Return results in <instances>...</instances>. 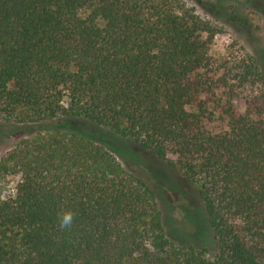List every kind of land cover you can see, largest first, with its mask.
I'll return each instance as SVG.
<instances>
[{
  "label": "trees",
  "instance_id": "1",
  "mask_svg": "<svg viewBox=\"0 0 264 264\" xmlns=\"http://www.w3.org/2000/svg\"><path fill=\"white\" fill-rule=\"evenodd\" d=\"M221 33L183 0H0V264H264V66ZM120 140L195 186L211 244L167 233Z\"/></svg>",
  "mask_w": 264,
  "mask_h": 264
},
{
  "label": "rangeland",
  "instance_id": "2",
  "mask_svg": "<svg viewBox=\"0 0 264 264\" xmlns=\"http://www.w3.org/2000/svg\"><path fill=\"white\" fill-rule=\"evenodd\" d=\"M183 1L193 7L198 15L222 28V33L214 39L213 54L222 53L232 46L241 55L249 54L264 66V0H253L252 3L227 0L224 4L226 11L219 12L221 15H215L216 11L211 7L206 8L201 1ZM23 137V134L3 137L0 141V158ZM101 137L107 139L105 135ZM110 141L113 140H107ZM117 145L122 151V157L118 158L120 163L150 184L156 192L167 233H192L194 239L191 240L200 245L211 244V233L203 224L205 216L195 186L166 162L141 150L137 145L122 140ZM18 181L19 176H2L0 187L3 188V199L13 194Z\"/></svg>",
  "mask_w": 264,
  "mask_h": 264
},
{
  "label": "clouds",
  "instance_id": "3",
  "mask_svg": "<svg viewBox=\"0 0 264 264\" xmlns=\"http://www.w3.org/2000/svg\"><path fill=\"white\" fill-rule=\"evenodd\" d=\"M72 222V214L64 213L59 217L58 223L61 228H65L71 225Z\"/></svg>",
  "mask_w": 264,
  "mask_h": 264
}]
</instances>
